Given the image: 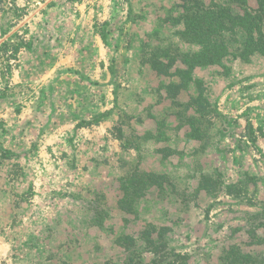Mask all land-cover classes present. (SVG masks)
Wrapping results in <instances>:
<instances>
[{
  "label": "rangeland",
  "instance_id": "1",
  "mask_svg": "<svg viewBox=\"0 0 264 264\" xmlns=\"http://www.w3.org/2000/svg\"><path fill=\"white\" fill-rule=\"evenodd\" d=\"M203 1L233 15L256 8L254 0ZM181 4H2L0 143L25 136L13 137L14 159L4 167L10 180L0 176V234L8 248L0 264H124L126 235L149 263L155 254L139 239L148 226L159 252L186 254L189 264H221L232 245L245 254L264 249L246 217L264 212V57H238L246 35L235 31L224 34L229 54L220 65L190 70L179 56L199 48L182 37ZM45 39L60 42L42 47L51 56L92 54L101 41L115 67L112 108L76 117L78 125L58 129L52 143L40 141V127L18 118L45 92L38 79L45 58L34 55L22 83L14 75L19 51ZM59 77L50 87L67 103L77 82L68 73ZM144 173L159 178L150 185ZM263 234V228L255 232Z\"/></svg>",
  "mask_w": 264,
  "mask_h": 264
},
{
  "label": "crops",
  "instance_id": "2",
  "mask_svg": "<svg viewBox=\"0 0 264 264\" xmlns=\"http://www.w3.org/2000/svg\"><path fill=\"white\" fill-rule=\"evenodd\" d=\"M48 46L60 47L61 45L60 42L52 44L46 39L42 41L34 40L30 51L21 49L17 54V66L14 69V75L16 84L22 83L23 74L27 72L28 65L32 66L35 64L34 55L45 58L38 66L40 71L38 79L41 82V86H45V92H42L41 98L37 99L35 97L29 101L23 107L18 118L20 120L26 119L25 124H29L31 127H40L42 129L40 141L52 143L54 139L61 136L62 131L58 129L68 126L76 127L78 125L76 117L79 116L85 119L89 116H101L112 108L110 98H112L111 95L114 88L112 79L115 74V67L113 62L110 61L107 50H105L101 41H95L93 47L96 49L92 54H87L84 51L77 54L72 51V53L65 55L51 56V51L46 48L42 49V47ZM60 50L58 49V51ZM52 51L55 52L56 49ZM61 72L72 75L77 82L72 90L69 89L70 98L67 103L58 97V91L50 87L55 79L58 80L60 78L59 73ZM37 104L40 106L37 107ZM54 128H57V134L55 131L53 132ZM24 136V134L17 133L6 141L9 145L0 143V176L3 175V178L8 177V180H10V170H5L4 167L6 163H11L14 159L16 145L13 137H17L15 140H18V137L22 140ZM0 188L3 190L5 186L2 187L0 184ZM7 249V244L0 234V261L7 259Z\"/></svg>",
  "mask_w": 264,
  "mask_h": 264
},
{
  "label": "trees",
  "instance_id": "3",
  "mask_svg": "<svg viewBox=\"0 0 264 264\" xmlns=\"http://www.w3.org/2000/svg\"><path fill=\"white\" fill-rule=\"evenodd\" d=\"M232 1L236 2V0ZM254 1L256 8H248L242 15H233L229 10L222 12L218 4L213 1L206 4L203 0H181L180 7L183 10L182 19L185 26L182 37L186 42L198 46L199 50L193 55L182 54L179 56L180 61L190 70L194 67L220 65L229 54L224 34H234L235 31L244 32L246 35L238 50V57L248 60L254 53L264 57V0ZM4 2L6 0H0V11ZM18 51L15 49V52ZM151 66L158 74H164L166 71V69L159 70L154 63ZM143 176L150 178L148 179L150 185L154 183V179L159 178L155 174L144 173ZM246 217L250 228L248 232L252 235V239L256 244L264 245V234L261 237L255 236L259 228L264 229V212L246 214ZM148 227L139 239L155 254L152 261L142 262L138 257L139 250L135 248L136 239L126 235L120 240L127 254L124 264H189L186 254L181 255L175 251L159 252L158 243L151 237L155 230L153 226ZM220 262L221 264H264V249L256 254H245L237 245H232L222 253Z\"/></svg>",
  "mask_w": 264,
  "mask_h": 264
}]
</instances>
